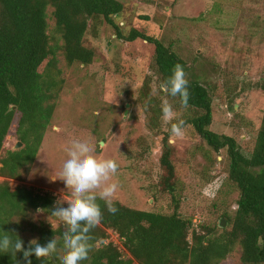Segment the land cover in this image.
I'll return each mask as SVG.
<instances>
[{
  "label": "rangeland",
  "instance_id": "1",
  "mask_svg": "<svg viewBox=\"0 0 264 264\" xmlns=\"http://www.w3.org/2000/svg\"><path fill=\"white\" fill-rule=\"evenodd\" d=\"M120 1L124 11L114 18L123 33L136 28L186 60L191 65L189 78L199 80L213 96L211 129L234 136L249 156L264 116V0ZM52 11L49 8L48 32L51 43L60 46L57 59L64 84L30 172L23 179H9L1 175L0 162V184L8 180L11 190L26 186L66 201L71 190L59 178L62 163L71 142L87 137L97 156L118 163L111 178L118 185L114 201L172 214L176 201L164 189L163 139L172 123L183 121L184 134L169 140H175L171 145L179 214L193 222L190 240L201 225L217 233L231 228L226 214L234 216L239 190L228 180L226 150L215 152L187 122L195 114L193 108L158 91L162 79L154 61L155 46L141 38L121 39L116 27L98 18L91 21L85 36L86 46L96 52L94 62L70 65ZM46 66L47 62L41 70ZM164 100L173 105L175 119L170 122L162 117ZM19 119L17 113L0 158L18 150ZM32 216L36 222L42 219L58 226L42 211ZM107 232L106 243L113 242L131 257L119 234L112 229ZM220 264H244L239 248Z\"/></svg>",
  "mask_w": 264,
  "mask_h": 264
},
{
  "label": "trees",
  "instance_id": "2",
  "mask_svg": "<svg viewBox=\"0 0 264 264\" xmlns=\"http://www.w3.org/2000/svg\"><path fill=\"white\" fill-rule=\"evenodd\" d=\"M49 8H53L56 31L63 41L61 49L70 65L94 62L96 52L86 46L85 36L91 21L98 18L116 27L121 39L141 38L154 45V61L162 82L172 74L175 65H182L189 81L187 107L195 110L187 122L215 152L226 150L228 180L239 190L234 216L226 214L231 228L217 233L215 228L201 225L192 232L190 240L193 222L179 214L174 148L167 132L161 164L165 171L164 189L176 201L174 212L134 209L114 201L118 212L112 214L103 201H98L103 217L89 234L92 247L82 264H220L236 248L241 251L244 264H264V116L249 156L243 153L234 136L213 131V96L208 88L189 78L191 65L158 38L136 28L125 35L114 18L124 11L120 0H0V155L17 113L20 114L18 139L25 144L0 158L1 175L23 179L30 172L64 84L57 59L60 46L51 43L48 32ZM45 62L47 66L41 70ZM56 202L63 203L50 192L26 186L11 190L10 182L4 181L0 184V233L19 235L26 248L37 238L44 244L55 236L62 243V226L53 227L42 219L36 222L32 216L41 209L50 215ZM108 229L119 234L131 257L125 256L113 242L106 243ZM31 259L32 264H60L55 255L42 259L33 255ZM0 264H25L23 253L16 257L0 253Z\"/></svg>",
  "mask_w": 264,
  "mask_h": 264
},
{
  "label": "clouds",
  "instance_id": "3",
  "mask_svg": "<svg viewBox=\"0 0 264 264\" xmlns=\"http://www.w3.org/2000/svg\"><path fill=\"white\" fill-rule=\"evenodd\" d=\"M158 91L173 98L179 97L180 103L187 107L189 81L182 65L174 66L172 74L159 84ZM161 111L165 122L175 119L173 105L167 100L162 103ZM183 127V121L172 123L170 136H182ZM169 143H175V140L170 139ZM117 171L118 163L114 159L97 156L95 147L87 137L75 138L67 150L59 176L67 189L71 190L70 196L63 203L56 202L49 215L63 228L62 243L55 236L44 244L37 238L32 239L26 248L25 241L19 235L5 231L0 233V253H10L16 257L22 252L25 264H32L33 255L38 259L55 255L60 264H82L88 259L92 247L89 234L103 217L98 201L104 202L108 212H118L114 203L118 185L111 181Z\"/></svg>",
  "mask_w": 264,
  "mask_h": 264
},
{
  "label": "water",
  "instance_id": "4",
  "mask_svg": "<svg viewBox=\"0 0 264 264\" xmlns=\"http://www.w3.org/2000/svg\"><path fill=\"white\" fill-rule=\"evenodd\" d=\"M23 142L19 141L16 145V148H21L23 146ZM222 226H225L226 225V222L223 220L222 223H221Z\"/></svg>",
  "mask_w": 264,
  "mask_h": 264
}]
</instances>
